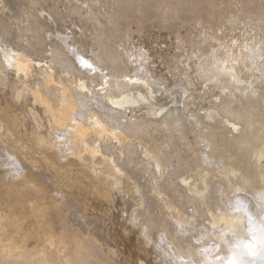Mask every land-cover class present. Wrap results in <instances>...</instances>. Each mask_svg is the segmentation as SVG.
I'll list each match as a JSON object with an SVG mask.
<instances>
[{
    "label": "bare ground",
    "instance_id": "bare-ground-1",
    "mask_svg": "<svg viewBox=\"0 0 264 264\" xmlns=\"http://www.w3.org/2000/svg\"><path fill=\"white\" fill-rule=\"evenodd\" d=\"M251 1L0 0V168L75 214L57 232L47 202L1 198L0 264H264V8L250 42L229 40ZM148 7L161 22L207 13L204 37L178 35L185 78L158 74L147 47H118L121 20Z\"/></svg>",
    "mask_w": 264,
    "mask_h": 264
},
{
    "label": "rangeland",
    "instance_id": "rangeland-1",
    "mask_svg": "<svg viewBox=\"0 0 264 264\" xmlns=\"http://www.w3.org/2000/svg\"><path fill=\"white\" fill-rule=\"evenodd\" d=\"M64 1H66L67 4L70 1H71L70 4L71 3H75V2H76V4H80V2H79L80 0L79 1L78 0H69V2H68V0H62L63 3H66ZM247 1H251V0H247ZM253 2L256 5L258 4V2L261 3V4H259V6H257V8H255L256 6H255V4ZM98 3H97V8L99 7L98 8L99 11L96 9L97 12L98 13L104 12V13L101 14V16H102V18L103 17L106 18L105 15L108 14L109 6H103L100 3L99 4ZM251 4H253L255 6L254 8L256 10L260 6H262V7H260L259 9H261V8L263 9L264 8V0H257V1H253L252 0ZM249 5H250V3H249ZM249 5H248V8L249 7L253 8V5L252 6H249ZM63 6H64V4H63ZM254 8L252 10H254ZM152 9L153 8H151V10ZM251 9H250V13H247L248 16L249 15L250 16L249 17L246 16L245 17V21H243L242 24H240L239 26L235 27L232 30V32H229L230 33L229 40H230V42H232V44L236 43V44L239 45L241 42H243V43H245L247 41L250 42L251 41L250 33L251 32L255 33L257 31V29H252L250 27V24H248V23L252 19L254 21L258 22V24L261 23L262 19L264 20V17H263L264 16V9L262 11L261 10H257V11L255 10L254 12H256V13H252ZM151 10L149 11V7H148L146 10H144V13L139 11L143 15L146 14L145 16H143V15L141 16L138 13V11H136V12L132 11L133 14L136 16V17L135 16L133 17V16H131L132 14H130V16L133 17L132 18L133 22H130L131 21L130 17H129L130 19L129 18L124 19V20H127V22L126 21L124 22V20H121L120 25L123 27V29L126 27L125 30L126 29L129 30V33H131V35L130 34H128V35L125 34L126 35L125 37L127 39L125 38V41H123L122 39L124 38V34L122 33L123 34V38H122V36H120V39L118 37L117 39H119V40H116V43H117V45L119 44L118 47L120 49H122V48L126 49L128 47L130 49V48H133L134 45L137 48L138 47L139 48L140 47H142V48L147 47V49H149L152 54H154V53L156 54V57H155V54H154L155 58L153 57L156 60V62H155L156 64H154L155 65L154 68L157 67L158 74H160L162 76H165V77H168V79H171V80L173 79V73H177V74L181 75L183 78H185L186 72L187 73L190 72L188 70L189 67H188V63H187V56L189 54V50H188V48L185 47V45H183L181 42H179L178 35H180V34L182 35V33H183V35H185V36H187L188 34H190V36L194 35L193 37H195V38L198 37V36H199V38L200 37H204L209 31H208L207 28H206L207 30L205 29V27L202 25V23H200L201 21H199V19L201 18V16H206L207 13H201L200 14V12L193 11L191 9L190 10L186 9L188 12L190 11L191 13L187 12V14H185L186 12L184 11L182 17L176 18V21H175V18H173L171 20L168 17L166 21H162L161 22V20H162L161 16H159L157 14L156 10H155V12L153 10L152 11L153 13L151 12ZM148 11H149L150 14H147ZM192 11H193L194 14L192 13ZM260 11L262 12V14L260 16L262 19L260 18L258 20L259 15H258L257 12H260ZM196 12H197V14H196ZM151 13H152V15H151ZM191 14H193V15H191ZM139 15H140V17H142L141 19H139ZM251 15H253V16L251 17ZM185 16L186 17L190 16L188 19H190V18L192 19V17H193V19H195V20H193V19L191 20L190 19L189 20L190 22H189L188 19L185 18ZM197 16H199V17H197ZM256 16H258V17H256ZM77 18H78L77 16H76V18L75 17L74 18L71 17L69 19L70 21L68 22L67 28H68V31H70V32L72 31V29H76L78 31V37L81 38L82 37V30H81V27L79 26V22L80 21H78L79 19H77ZM105 18H103V19H105ZM183 18L185 19V21L187 19V21L185 22ZM255 19H257V20H255ZM128 20H129V22H128ZM263 20H262V23L264 22ZM183 21H184V23H183ZM191 21H193V22H191ZM188 22H189V24H188ZM185 24H187V25L185 26ZM261 24H259V25H261ZM143 25H144V27H143ZM167 25H168L169 28L167 27ZM262 25L264 27V23ZM94 29H95L94 26L91 25V26L88 27V30H87V33H88L87 35L89 36L88 40H90L91 43H95V41H94V33H95L96 29L95 30ZM180 31H181V33H180ZM189 31H190V33H189ZM124 42L126 44H124ZM121 46H123V47H121ZM185 49H187V50H185ZM181 72H183V73L181 74ZM201 84H203V85L201 86ZM198 87L199 88H201V87L203 88L202 90L198 89V92L200 91V93H203V92H205L204 89L206 88V83H201L200 82ZM204 102L206 103L207 99L204 100ZM5 132L6 131L3 128L0 129V137L1 138L5 137V134H4ZM11 144L18 148L16 142L13 141V142H11ZM3 147L4 146L1 143L0 144V150L1 149L3 150ZM18 149L20 150V148H18ZM21 154L25 155L26 152H23ZM32 160L34 161L33 158H32ZM36 163H37L36 167L42 166V170H41L42 174H49V176L52 178V181H54V183L57 182L56 176L54 174H52L50 171H48L40 160L37 159ZM40 163H41V165H40ZM5 176H6V173L3 171L2 168H0V177H2V178H0V183H1L0 184V199L3 198L2 201L1 200L0 201L3 202L4 205L6 204L8 198H11V200H13V199L15 200L16 199L17 201H23L22 203L26 204L25 205V210L27 212H30L29 209H27L28 205H30L29 200L32 199V198L33 199H36V198L39 199L40 198L39 195H36V194L33 195L34 191H31V186L29 184H27V185H25V187H23L22 185L26 184L25 181H17L16 183H13V182L10 181V179H8ZM7 180H8V182H6ZM40 181L42 182V180H40ZM10 186H12V188ZM45 186L48 188V190L52 188L51 186H47V185H45ZM27 192H29V193H27ZM29 196H31V197H29ZM46 196H47L46 199H44L43 196H42L43 199H41V198H40L41 200L39 199L40 202H42V204L47 202V206L49 207L48 208L47 206H45V208H44V206H42V209H43L42 211L45 212V213H42V215H43L42 219L45 220V223H47V222L49 223V224L47 223V225L54 226L55 229L57 228L56 231L60 232L61 231V227H62L61 223L66 220V222H68V224L71 225L72 222L74 221V219H73L74 217L72 218V216H74L75 214L73 213V211H69L64 205H61V207L57 208L55 206L54 202L52 200H50V196L47 195V194H46ZM4 200H5V202H4ZM43 201H44V203H43ZM17 205L20 206L21 203L18 202ZM47 210H49V211H47ZM61 213H63V214H61ZM98 214H99L98 211H93L92 215H98ZM47 216H48L49 219L46 218ZM33 220L34 219L32 217L28 218L29 223H31ZM45 227H46V224H45ZM110 228L113 229V227H111V226H110ZM120 241H121L120 247L122 246V248H124V250L127 249L128 245L125 244L124 241H122V240H120Z\"/></svg>",
    "mask_w": 264,
    "mask_h": 264
},
{
    "label": "snow or ice",
    "instance_id": "snow-or-ice-1",
    "mask_svg": "<svg viewBox=\"0 0 264 264\" xmlns=\"http://www.w3.org/2000/svg\"><path fill=\"white\" fill-rule=\"evenodd\" d=\"M81 63L85 68L89 70H93V64L88 59L82 58ZM249 221L251 222V216H249ZM260 233L261 234L257 239H258V244L260 245V255L264 256V226L261 227ZM146 234H147V230H146ZM253 235L255 236V230H253ZM243 247L247 248L249 254L253 256L257 255L256 249H254L251 244H245L243 245ZM226 264H244V261L238 260L235 256H233L226 261Z\"/></svg>",
    "mask_w": 264,
    "mask_h": 264
}]
</instances>
